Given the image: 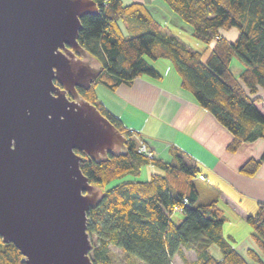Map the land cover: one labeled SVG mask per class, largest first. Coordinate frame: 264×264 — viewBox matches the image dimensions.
<instances>
[{
  "label": "trees",
  "instance_id": "1",
  "mask_svg": "<svg viewBox=\"0 0 264 264\" xmlns=\"http://www.w3.org/2000/svg\"><path fill=\"white\" fill-rule=\"evenodd\" d=\"M94 1L98 9L80 18L77 38L103 70L87 89L77 86L76 91L124 134L125 150L98 160L77 151L83 155L82 173L101 188L100 199L86 213V230L96 237L94 243L90 239L91 261L117 264L109 249L113 245L121 250L125 264H170L175 254L191 264L183 247L194 249L193 264H264V202L246 217L255 245L242 254L222 232L226 215L217 199L201 200L196 182L200 167L173 146L169 160H148L136 150L132 131L98 101L95 90L98 83L114 90L140 75L160 78L152 62L165 58L180 86L230 130L228 151L264 136V115L255 104L260 97L252 96L258 85L264 87V0H162L190 26L191 36L207 44L203 50L168 32L145 3ZM224 27H236L234 40L220 34ZM233 56L243 65L236 75L230 67ZM263 158L264 150L243 162L240 173L252 176ZM147 162L157 170L145 180L121 179L126 173L137 174ZM113 179L120 180L104 188ZM178 204L184 216L174 221L171 209ZM212 244L218 246L220 257L210 251ZM21 258L16 246L0 236V264H25Z\"/></svg>",
  "mask_w": 264,
  "mask_h": 264
},
{
  "label": "water",
  "instance_id": "2",
  "mask_svg": "<svg viewBox=\"0 0 264 264\" xmlns=\"http://www.w3.org/2000/svg\"><path fill=\"white\" fill-rule=\"evenodd\" d=\"M94 0H0V236L25 264H93L86 213L100 186L79 166L125 136L76 91L103 70L78 41ZM78 151V152H77Z\"/></svg>",
  "mask_w": 264,
  "mask_h": 264
},
{
  "label": "crops",
  "instance_id": "3",
  "mask_svg": "<svg viewBox=\"0 0 264 264\" xmlns=\"http://www.w3.org/2000/svg\"><path fill=\"white\" fill-rule=\"evenodd\" d=\"M121 1L145 3L168 32L180 38L182 32L191 36L190 26L162 0ZM219 32L232 41L238 30ZM193 39L184 41L192 45L195 44ZM152 63L161 72L160 78L140 75L129 82H120L101 102L128 129L139 131L152 145L156 157L169 160V149L173 146L182 151L185 160L200 167L205 178H198L206 182L199 186L201 200L217 199L226 215L222 232L244 254L246 247L255 245L246 217L255 212L259 201L264 202V158L252 176L240 173L239 167L247 159L261 155L264 136L242 141L236 150L228 151L226 145L231 139L230 130L180 86L179 77L167 61L158 63L154 60ZM242 66L236 69V74ZM252 96L260 97L255 104L264 115V87L258 85Z\"/></svg>",
  "mask_w": 264,
  "mask_h": 264
},
{
  "label": "rangeland",
  "instance_id": "4",
  "mask_svg": "<svg viewBox=\"0 0 264 264\" xmlns=\"http://www.w3.org/2000/svg\"><path fill=\"white\" fill-rule=\"evenodd\" d=\"M228 29L234 30V29H236V27L219 28V30L223 31V32H224V30H228ZM182 34L183 35H181V36H182L183 40H190V39L194 38L193 40H194L195 44H192L190 46L195 48V49L203 50V48L207 45L206 43L197 40L195 37H191L188 33L182 32ZM185 42H187V41H185ZM161 61H167V60L165 58L157 59L158 63H161ZM158 63H156V65H158ZM241 65H242L241 62L238 60L237 57L233 56L231 58L230 67H231L232 72L235 75H236V71H237L236 69H239V67ZM95 90H96V93H97L98 101H104L106 97H109L110 89L108 90L101 83H98L95 86ZM155 170H157L156 167H154L151 163L147 162V163H144L141 166L140 171L137 174L133 175L131 173H126V174L123 175V177L121 179H124V178H131V179L137 178V179H140V180H145V178H148L151 175V172L155 171ZM118 180H120V179L111 180L110 182H108V183H106L104 185L105 186L104 188L109 187L110 185H112L113 183H115ZM196 182H197V186H202V184H204L199 179ZM172 215H173V220L174 221H178L180 217L184 216L182 211L172 213ZM90 239L94 243L96 241L95 234L94 235H90ZM109 249L111 250L113 259L116 261L117 264H125L124 263L125 262L124 256H123L121 250H119V248L117 246L115 247L113 245H110ZM210 251L212 252V254H214V256L220 257L219 256L220 255V251H219L218 246L212 244V246L210 247ZM183 254L186 257V259H188L190 261V263L193 264L192 261H195V259H196L194 249L190 250L189 248L183 247ZM170 258H171L170 264H186L185 261L182 258H179V256L177 254L173 255Z\"/></svg>",
  "mask_w": 264,
  "mask_h": 264
},
{
  "label": "built area",
  "instance_id": "5",
  "mask_svg": "<svg viewBox=\"0 0 264 264\" xmlns=\"http://www.w3.org/2000/svg\"><path fill=\"white\" fill-rule=\"evenodd\" d=\"M132 131V135L131 137H133L135 139V142H136V150L140 153H142L143 155H145V157L148 159V160H151L155 157V152L153 151V147L152 145L145 140L144 137H142L139 133V131H137L136 129H129ZM200 178H203V174L200 173L198 175ZM183 201L185 202L186 199L184 198ZM181 210V205L178 204V205H175L172 209H171V213L173 212H176V211H179Z\"/></svg>",
  "mask_w": 264,
  "mask_h": 264
}]
</instances>
